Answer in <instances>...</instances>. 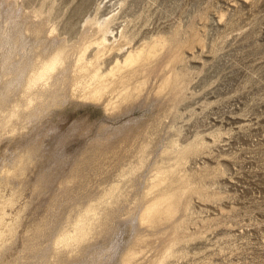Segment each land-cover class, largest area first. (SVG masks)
I'll return each mask as SVG.
<instances>
[{"label": "rangeland", "instance_id": "1", "mask_svg": "<svg viewBox=\"0 0 264 264\" xmlns=\"http://www.w3.org/2000/svg\"><path fill=\"white\" fill-rule=\"evenodd\" d=\"M99 23L104 71L143 45L159 51L140 92L113 108L69 93L0 125V229L15 221L0 264H62L53 239L69 209L144 151L120 181L127 197L69 264H264V0H0V69L61 42L91 58ZM173 140L178 155L166 152ZM161 157L184 189L173 217L148 226L144 191Z\"/></svg>", "mask_w": 264, "mask_h": 264}, {"label": "bare ground", "instance_id": "2", "mask_svg": "<svg viewBox=\"0 0 264 264\" xmlns=\"http://www.w3.org/2000/svg\"><path fill=\"white\" fill-rule=\"evenodd\" d=\"M96 28L99 29V32L101 31V33L105 30L103 28V24L101 23L97 24ZM40 29L41 27H37L34 29V31L38 33ZM105 32L106 31H104L103 34L99 35V37L97 36L98 38L95 39V41H91L89 39L91 43L98 44V49L94 52L91 58L85 56V50L88 49H86V46H82L79 48L77 45H74L73 47V45L70 46L69 44V46H67L68 43L66 44L61 42L54 48L46 50V52H42V49L37 50L34 57L30 61H28L27 64H25L24 62L25 65H22L16 72L6 65H4V68H2V66L1 68L3 70L0 69V125H5L15 116L19 117V120H23L28 117L29 114L35 112L36 110H42L45 106H47L49 102H58L69 93L73 95L83 96L90 100L92 99V101L101 100L105 103L104 105L106 107H111L118 101L120 102L123 99L129 98L131 96L133 98L135 94L139 93V90L142 89L141 87L144 86L142 84L145 82L139 80V78L136 77L140 72L144 73L142 72L144 65H147V62H149L155 55L154 52L157 49L159 42L155 41L147 45L142 44L143 46L129 51L123 60L118 59L109 70L104 71L102 69V64H99L100 60L98 61V59L101 58V54L104 53L101 51H104L105 47L104 49H101V47L105 45V42H108ZM84 41H86V39ZM100 44H102V46ZM74 49L75 52L73 51ZM158 51L159 50L157 49L156 55ZM3 60L4 58L0 57L1 65ZM17 61L20 60L18 59ZM150 63L151 62H149V64ZM10 75H12L11 78ZM135 78L137 81L128 86V84L135 80ZM169 79L171 80V76L166 77L164 83H168ZM11 94L18 95V98L16 97L12 99V102L7 104V98ZM111 111H113V109H111ZM169 146L166 149L167 153H170L172 151H175L177 155L180 153L178 151L179 145L174 140L170 142ZM146 157L147 153L144 151L136 162H131L117 171L115 179L106 182L105 184H97L93 190L94 196L90 197L85 202H79L78 204L73 205L69 209V211L67 212L66 221L62 224L59 232L55 236V239H53L55 251L57 249L56 253L58 252L56 254V257L54 256V261L57 260L62 264H69L73 257H78V254L80 252H83L87 248V245L93 236L98 235L99 233L101 234L104 228H106L105 224L110 215V207L114 203H117V201H119L121 198L127 197L128 193L124 191L123 184H121L120 181L123 182L126 181V179L129 177H133L131 174L137 168L141 167L144 164ZM161 159L162 157L160 158V162H157V164L154 166V171L151 172V175L148 177L146 185L147 190L144 191V195H150V198L146 201L143 207V210L140 214V221L144 225L147 224L148 226H157V224L161 223L169 216L173 217L172 213H175V210L178 208V204L180 202L179 198L184 189L182 188L184 186H182V178L177 177V173H175L177 167L168 166L170 162L168 163V165H165L163 163L164 161H162ZM168 161L169 160H167V162ZM24 164L25 158L19 159L16 163L15 170H22ZM174 167L176 168L174 169ZM66 181L68 182L67 178ZM69 181H71V179ZM167 182H169L170 185H166ZM69 185L67 184V186ZM60 186H62V184H60ZM1 219L2 215L0 214V221H2ZM4 222L5 221H3V223ZM14 225L15 221H12L9 224L7 223L6 228L0 229V237L2 233L11 235L14 231ZM3 227H5V225H3ZM6 237L9 238V236ZM142 238L144 239L145 237ZM142 238L140 239L141 241ZM7 240L8 239L6 238L5 241ZM143 242L145 241L143 240ZM2 246L3 243L1 242L0 250ZM133 250L136 251L135 249ZM133 250H131L126 256V261L131 260V258L129 257L134 255Z\"/></svg>", "mask_w": 264, "mask_h": 264}]
</instances>
